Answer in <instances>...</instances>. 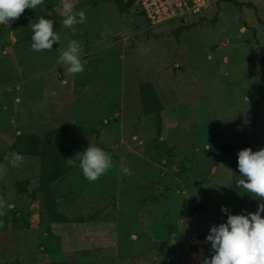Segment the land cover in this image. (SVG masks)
Here are the masks:
<instances>
[{
  "label": "rangeland",
  "instance_id": "1",
  "mask_svg": "<svg viewBox=\"0 0 264 264\" xmlns=\"http://www.w3.org/2000/svg\"><path fill=\"white\" fill-rule=\"evenodd\" d=\"M65 2L37 6L60 17L51 49L36 52L0 24V154L13 152L20 133L46 141L68 133V172L52 188L73 222L50 223L40 196L18 191L20 180L38 186L37 158L1 160L0 264H202L214 251L210 226L226 220L221 205L250 211L230 161L214 166L209 148L244 134L264 147V0H221L161 24L135 6L122 13L113 1L71 0L86 12L71 28ZM182 24L194 26L176 35ZM71 40L81 45L79 73L58 59ZM142 81L155 85L160 115L143 112ZM87 145L113 162L95 181L77 166Z\"/></svg>",
  "mask_w": 264,
  "mask_h": 264
},
{
  "label": "clouds",
  "instance_id": "2",
  "mask_svg": "<svg viewBox=\"0 0 264 264\" xmlns=\"http://www.w3.org/2000/svg\"><path fill=\"white\" fill-rule=\"evenodd\" d=\"M43 0H0V24L9 25L10 22L20 16L24 10H35ZM50 15V14H49ZM62 23L71 28L76 24L86 21L84 9L73 10L71 0L63 4ZM32 30L31 49L40 52L51 49L59 37L53 29L54 21L45 16H39L30 20ZM59 61L67 65V72L79 73L84 71L82 62L81 45L76 40L68 42L67 47L61 50ZM209 147L205 146V149ZM78 167L88 181H95L101 175L113 167L110 154L97 145H87L79 151ZM4 159L13 167L22 163V155L11 152ZM74 165L76 161H71ZM237 168L239 175L236 177V185L242 187L245 192L253 197H258L256 211L242 210L233 214L230 209L221 205V212L226 213V220L218 224L213 223L206 240L214 250L210 257H205L202 264H264V147L252 150L250 147L242 148L237 154ZM121 171L130 174L127 167ZM6 202L0 199V216L4 215Z\"/></svg>",
  "mask_w": 264,
  "mask_h": 264
},
{
  "label": "trees",
  "instance_id": "3",
  "mask_svg": "<svg viewBox=\"0 0 264 264\" xmlns=\"http://www.w3.org/2000/svg\"><path fill=\"white\" fill-rule=\"evenodd\" d=\"M113 1L117 4L118 9L122 13H131L135 0H88L92 7H97L102 2ZM252 6V3H249ZM136 7V13L145 16V12L138 6ZM50 14V15H49ZM39 16H45L54 21L53 29L56 30L59 24V15L49 7L25 9L20 16L10 22V29L14 32L18 42L32 43L31 35L32 30L30 26V20H35ZM217 17L214 18L216 20ZM205 20L204 18L201 21ZM194 24L184 25L182 24L175 31L176 35H179V31L184 29H190ZM140 97L142 102L143 112L148 115L157 114L160 115L164 110V103L151 81H142L139 85ZM67 134L59 138L56 141H46L40 135L36 133H20L15 138L10 149L20 153L23 156H29L37 158L40 164V174L38 186L32 191L29 190L31 186L30 179H24L17 182L18 191L21 193H28L32 198L40 196L42 208L47 214L48 221L50 223H71L73 220L68 214L60 208V202L55 195L52 188V184L63 178L68 172V157H69V144L70 141L67 138ZM256 135L244 134L238 138V140L232 144L222 143L214 145L209 148V153L214 166H217L223 161H230L233 177L236 181V177L239 175L237 168V154L238 151L245 147H250L252 150H256ZM4 159V154H0V161ZM239 199L248 204L250 211H256L260 199L253 197L252 194L245 192L240 187L238 188ZM264 216V212L261 213ZM82 220V219H80ZM192 249H196V245H192ZM46 264H70L65 260L50 261Z\"/></svg>",
  "mask_w": 264,
  "mask_h": 264
},
{
  "label": "built area",
  "instance_id": "4",
  "mask_svg": "<svg viewBox=\"0 0 264 264\" xmlns=\"http://www.w3.org/2000/svg\"><path fill=\"white\" fill-rule=\"evenodd\" d=\"M221 0H135L134 5L140 7L152 24L168 21H186L189 16L217 4Z\"/></svg>",
  "mask_w": 264,
  "mask_h": 264
}]
</instances>
